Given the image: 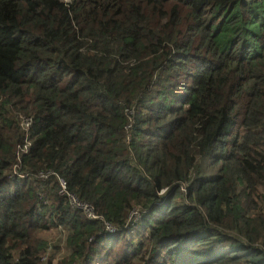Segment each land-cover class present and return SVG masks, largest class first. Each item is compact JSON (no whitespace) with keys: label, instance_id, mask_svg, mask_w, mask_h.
I'll use <instances>...</instances> for the list:
<instances>
[{"label":"trees","instance_id":"1","mask_svg":"<svg viewBox=\"0 0 264 264\" xmlns=\"http://www.w3.org/2000/svg\"><path fill=\"white\" fill-rule=\"evenodd\" d=\"M0 264H264V0H0Z\"/></svg>","mask_w":264,"mask_h":264},{"label":"clouds","instance_id":"2","mask_svg":"<svg viewBox=\"0 0 264 264\" xmlns=\"http://www.w3.org/2000/svg\"><path fill=\"white\" fill-rule=\"evenodd\" d=\"M28 121H29V118H26V119H24V120L21 119V121H20V126L25 128V127L27 126V124H28ZM10 175H18V177H23V176H24V174H23V175H22V174H19V173L17 172L16 169H13V170L11 171V173L8 174V176H10ZM68 199H69V201H70V203H71L72 205H74V206L80 208V209L84 212V214H85L86 216H88V217H93V218L95 217V216L90 212V208H89L87 205L77 202L76 199H74L72 196H68ZM115 231H116V229H113V228L108 227V226L106 227V232H107L108 234H112V233H114Z\"/></svg>","mask_w":264,"mask_h":264},{"label":"built area","instance_id":"3","mask_svg":"<svg viewBox=\"0 0 264 264\" xmlns=\"http://www.w3.org/2000/svg\"><path fill=\"white\" fill-rule=\"evenodd\" d=\"M59 184L61 185L62 188L64 187L62 180H59Z\"/></svg>","mask_w":264,"mask_h":264},{"label":"rangeland","instance_id":"4","mask_svg":"<svg viewBox=\"0 0 264 264\" xmlns=\"http://www.w3.org/2000/svg\"><path fill=\"white\" fill-rule=\"evenodd\" d=\"M61 244V243H60ZM61 253V249L59 250V252L57 253V255H59Z\"/></svg>","mask_w":264,"mask_h":264}]
</instances>
